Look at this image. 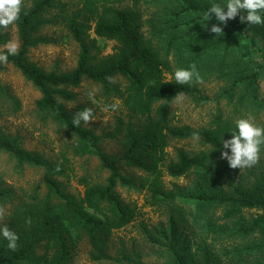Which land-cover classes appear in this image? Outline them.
Returning <instances> with one entry per match:
<instances>
[{
    "label": "trees",
    "instance_id": "16d2710c",
    "mask_svg": "<svg viewBox=\"0 0 264 264\" xmlns=\"http://www.w3.org/2000/svg\"><path fill=\"white\" fill-rule=\"evenodd\" d=\"M130 1V7L115 8L109 5L110 0H82L81 11L72 14L61 0H33L21 9L15 22L20 49L15 55L8 51L2 54L8 55L7 62L40 92L37 109L63 125L77 140L76 151L95 157L108 177L103 184L81 179L82 195L70 194L54 177L64 173L62 165L56 166L40 154L25 150L17 138L0 132V151L20 165L41 168L47 190L43 198L33 195L31 203L15 208L7 227L18 235V247L16 251L9 250L7 240L0 235V264H68L83 239L90 246L93 261L110 259L106 254L110 237L138 216L136 206L121 199L118 186L145 190L151 204L164 206L170 212L171 232L166 235L162 231L169 264H224L217 251H226L225 242L238 241L243 242L232 245L235 256H228V264H261L250 259L255 250L264 253V174L247 187L234 181L227 183L218 166L221 153L229 151L222 147L223 141L232 138L236 124L216 115L210 127L195 130L171 125L169 114L178 92L199 100L200 85L208 81L222 83L220 97L237 109L264 111V25L241 23L239 16L226 24L214 16L204 20L211 4L224 5L227 0H150L164 6L163 21L149 22L154 38L162 40L159 47L142 31L138 5L148 0ZM53 9L58 12L48 17ZM56 22L64 23L80 46L76 67L69 72H45L27 59L28 50L43 42L38 32ZM90 22H94L97 38L115 43L111 54L100 56L95 40L88 37ZM213 25L222 28L221 36L210 32ZM1 29L0 45L6 40ZM95 49L98 52L92 55ZM192 64L203 83L176 84L175 71L189 69ZM117 78L125 82L124 87L115 83ZM84 79L101 85L105 96L121 100L127 110L129 121L124 126L122 151L117 158L101 149V139L86 129L83 121L79 127L73 125V116L84 108L71 112L62 103L74 101L76 95L70 88L78 87ZM1 95L5 90L0 85ZM193 133L198 134L205 148L198 152L181 150L175 161L168 160L169 142L192 139ZM122 168L141 175H125ZM163 169L172 178L191 172L201 178L188 194L168 191ZM6 197L0 191V200ZM179 202L193 207L191 225L200 234L196 249L176 236V229L186 220V209ZM252 210L262 213L247 218L245 213ZM28 220L30 223H26ZM257 235L260 241L255 239ZM41 245L43 254L38 253ZM114 261L142 264L128 257Z\"/></svg>",
    "mask_w": 264,
    "mask_h": 264
},
{
    "label": "rangeland",
    "instance_id": "374dc122",
    "mask_svg": "<svg viewBox=\"0 0 264 264\" xmlns=\"http://www.w3.org/2000/svg\"><path fill=\"white\" fill-rule=\"evenodd\" d=\"M61 1L66 5L69 14L81 11L82 0ZM32 2L33 0H23V5L30 6ZM109 5L115 8H125L132 6V2L130 0H110ZM163 8L164 6L161 4L157 5L150 0L138 5L144 36L151 38L153 43L159 47H162V40L154 38V30L150 27L149 22L163 21V15L161 16ZM57 12L58 9L51 10L48 17H52ZM90 25L91 30L88 32V37L90 40H95V46L100 50V56L111 54L115 43L97 38L93 33L94 22H90ZM1 33L6 40L0 45V54L8 51L7 46L13 44L17 46V51L20 49L21 42L15 22L7 29L2 28ZM37 35L43 39V42L28 50L27 59L30 63L45 72L63 73L76 67L80 46L72 38L64 23L56 22L47 25ZM96 49L92 50V55L97 54ZM166 77L167 79L171 78L169 74ZM115 80L116 84L124 87L125 82L122 79ZM0 85L5 90V95L0 96L1 133L11 138H17L25 150L40 154L56 166L62 165L64 173L54 175V177L70 194L82 195L84 188L80 182L81 179L98 184L105 182L108 177L107 171L101 168L95 157L80 155L76 151L78 142L75 137L63 125L53 120L49 114L41 113L37 109L36 101L41 97L40 92L9 62L0 63ZM221 86L220 82L208 81L200 85L199 100L187 95L182 103L178 104L173 100L169 114L171 125L190 126L196 130L210 127L216 115L232 120L235 124L237 120L250 115L257 126L264 127V111L257 113L251 108L237 109L234 104H229L227 100L220 97ZM70 90L75 93L76 98L72 102L62 101L64 106L71 112H75L79 107L91 108L94 113V122H89V125L83 123V126L92 130L101 139V149L107 155L119 157L122 151L121 141L124 126L129 121V115L121 100L105 96L101 85L87 79H84L78 87L70 88ZM93 90H95L94 96H89L88 93ZM261 91L264 94V83H261ZM119 120H121V124ZM204 148L199 138L172 140L166 149L167 159L175 161L177 152L181 150L198 152ZM228 152L231 154L230 150ZM218 166L224 171L227 183L234 181L249 187L264 174V145H261L259 162L251 168L232 169L223 159H220ZM122 172L135 177L141 175L139 172L129 171L125 168H122ZM43 174L44 171L41 168L20 165L8 154L0 151V191L7 194L6 198L0 200V208L4 210L3 218L0 219V227L8 226L12 222L11 217L17 206L31 203L33 195H37L39 198L46 195ZM200 178L201 176L195 172L184 177L172 178L163 169L165 189L168 191L188 194L196 187ZM117 193L125 203L136 206L138 216L133 223L114 232L110 237L106 253L110 259L93 261L90 257V246L87 240L83 239L75 248L68 264H128L114 261V259L123 257L138 260L142 264H169L162 231L166 235L171 232L170 212L164 206L151 204L150 194L145 190L118 186ZM179 203L186 209L184 211L186 220L176 229V236L178 235L182 242L189 243L193 249H196L197 243L200 242V234L191 225L190 211H193V207L185 206L182 202ZM261 213V211L252 210L246 212L245 216L250 218ZM256 237L255 239L260 241V237L258 235ZM207 242L210 243L211 238H208ZM242 242H225L223 249L226 251L224 252L222 248L217 251L224 264H228V256H235L231 248L232 245H240ZM38 253H44L43 245L39 247ZM250 261L252 263L259 261L264 264L263 250H255Z\"/></svg>",
    "mask_w": 264,
    "mask_h": 264
},
{
    "label": "clouds",
    "instance_id": "9594fccd",
    "mask_svg": "<svg viewBox=\"0 0 264 264\" xmlns=\"http://www.w3.org/2000/svg\"><path fill=\"white\" fill-rule=\"evenodd\" d=\"M23 7V0H0V27L7 29L19 19V14ZM243 13V14H242ZM221 24L240 17L241 23L247 22L248 25H264V0H227L226 4L213 3L204 14V20L208 21L211 17ZM210 32L216 37L222 35V28L213 25ZM8 54H17V46L10 45ZM8 55L0 54V63H7ZM176 84L203 83L196 65L192 64L189 69L180 68L174 73ZM95 90L89 92V96H94ZM176 103H182L185 100V94L178 92L175 95ZM108 110L107 108L105 109ZM89 125L94 122V113L91 108H84L73 116V125L79 127L81 122ZM236 131L231 133V139L223 141L222 147L229 149L221 153V159L226 160L228 166L232 169H245L255 166L260 159L261 145H264V127H259L253 122V117L241 118L236 121ZM193 139H198V134L193 133ZM59 168H57V171ZM4 210L0 208V219L3 218ZM30 223V220L26 221ZM0 235L7 240V247L11 251L17 250V241L19 237L11 231L7 225L0 227Z\"/></svg>",
    "mask_w": 264,
    "mask_h": 264
}]
</instances>
